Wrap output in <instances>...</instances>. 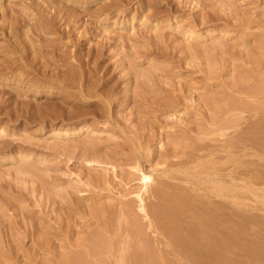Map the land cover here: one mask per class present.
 Returning <instances> with one entry per match:
<instances>
[{
  "label": "rangeland",
  "instance_id": "374dc122",
  "mask_svg": "<svg viewBox=\"0 0 264 264\" xmlns=\"http://www.w3.org/2000/svg\"><path fill=\"white\" fill-rule=\"evenodd\" d=\"M262 80L264 0H0V264H137L134 221L190 264L146 229L134 166L155 168L148 206L213 171L263 187ZM238 191L264 243V209Z\"/></svg>",
  "mask_w": 264,
  "mask_h": 264
},
{
  "label": "bare ground",
  "instance_id": "6f19581e",
  "mask_svg": "<svg viewBox=\"0 0 264 264\" xmlns=\"http://www.w3.org/2000/svg\"><path fill=\"white\" fill-rule=\"evenodd\" d=\"M191 32L188 34L191 35ZM261 82V85H264V80ZM237 122L239 121L237 120ZM229 124L228 126L233 125L235 127L236 122L231 121ZM83 127L90 129L86 125L75 128L58 125L57 127L51 128L49 132L51 137L57 138L65 134H73L76 129L81 130ZM259 142L256 144L253 141L258 146L263 145L261 144L262 141L259 140ZM230 160L235 163L238 162V160L232 158ZM215 164L216 162H214ZM207 166L206 163H201L199 166L201 172L198 170L194 172L196 173L193 174L194 177L196 176L200 179L203 176L201 173L204 171L201 167ZM211 167L212 170L215 169L213 165ZM133 170L137 175L139 185L136 191H133L131 194L134 196L136 208L141 218L146 221L145 227L147 230H151L153 234H160L166 240V245L172 248L171 251L173 250L174 252L172 251V253H175L176 256L185 258L190 264H264V243L249 239L247 236V228L245 227L243 229L240 223L241 220H238V208L241 205V202L238 201V193H240L238 189L242 188L250 193L254 197V200L260 202L259 205H262L264 209V186L260 189L253 188L250 185L252 182L241 180L242 183H238L239 176L227 174V178H224L217 171H213L211 172L212 174H205L206 176L202 177L207 182L204 187V189L206 188L204 193H197V190H200V181H197L192 189L196 190L195 194L189 189L187 190L186 187L184 189L182 187L178 188L164 184L157 187L154 192L152 191V193H155L153 196H156L157 201L148 206L145 203V199L149 192H151L149 190L155 180V168L146 170L142 166L136 165ZM261 174L263 176L260 175V178L264 181V173L261 172ZM198 182L199 186L197 185ZM189 187L191 189V186ZM213 197L215 199L228 200V202L212 200ZM252 221L256 223L257 220L253 219ZM137 223L134 221L136 235L141 240L139 241L142 242L141 244H143L142 246H144L145 251L139 255L141 257L138 262L136 261L137 264H175L167 258L165 252L157 251L155 248L157 245L154 246L151 243L145 234L146 232L143 230L144 228L142 229L143 226ZM260 227L264 230V226ZM95 244L102 248V239L96 236ZM101 248L100 250H102ZM76 259L79 261L78 258ZM84 261L81 260L80 263L82 264ZM73 262H76V260Z\"/></svg>",
  "mask_w": 264,
  "mask_h": 264
}]
</instances>
